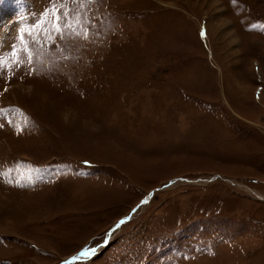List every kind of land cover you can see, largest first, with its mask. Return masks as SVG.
I'll use <instances>...</instances> for the list:
<instances>
[{
    "label": "rangeland",
    "instance_id": "obj_1",
    "mask_svg": "<svg viewBox=\"0 0 264 264\" xmlns=\"http://www.w3.org/2000/svg\"><path fill=\"white\" fill-rule=\"evenodd\" d=\"M0 61V264H264V0H0Z\"/></svg>",
    "mask_w": 264,
    "mask_h": 264
},
{
    "label": "snow or ice",
    "instance_id": "obj_2",
    "mask_svg": "<svg viewBox=\"0 0 264 264\" xmlns=\"http://www.w3.org/2000/svg\"><path fill=\"white\" fill-rule=\"evenodd\" d=\"M56 9H53V12H55ZM64 27H71V25H64ZM53 30L60 33L62 32V27L60 26V23H59V17L57 16L56 18V21L53 23ZM49 38H51L49 36ZM22 39V38H21ZM12 56L14 58H17L18 57V53L13 50L12 52ZM31 61V55L29 54V62ZM4 67V62L3 61H0V69H2ZM11 67V65H9V68ZM2 111V110H0ZM146 202V201H144ZM143 203V202H142ZM123 223H125V220H121L117 225L116 227L119 228ZM95 249L94 248H91V249H85L84 251L81 252L80 256L81 257H88L90 255L91 252H94ZM80 257H74V259H78Z\"/></svg>",
    "mask_w": 264,
    "mask_h": 264
}]
</instances>
